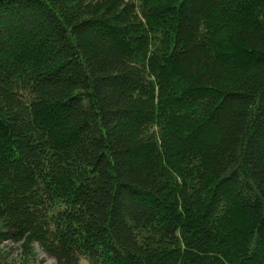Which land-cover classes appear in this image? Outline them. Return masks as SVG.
<instances>
[{
	"label": "trees",
	"instance_id": "1",
	"mask_svg": "<svg viewBox=\"0 0 264 264\" xmlns=\"http://www.w3.org/2000/svg\"><path fill=\"white\" fill-rule=\"evenodd\" d=\"M4 242L264 264V0H0Z\"/></svg>",
	"mask_w": 264,
	"mask_h": 264
},
{
	"label": "rangeland",
	"instance_id": "2",
	"mask_svg": "<svg viewBox=\"0 0 264 264\" xmlns=\"http://www.w3.org/2000/svg\"><path fill=\"white\" fill-rule=\"evenodd\" d=\"M7 245H8V243L4 242L0 246V255L3 256V254L8 251V249H6ZM34 251H35V253L33 252L32 256L30 257L31 258L30 264H54L53 260L50 257H48L47 255H45V253L42 252L41 250H34ZM15 253H16V250H15ZM10 258H11V255H9L8 260H10ZM0 262L3 263V259H0Z\"/></svg>",
	"mask_w": 264,
	"mask_h": 264
}]
</instances>
